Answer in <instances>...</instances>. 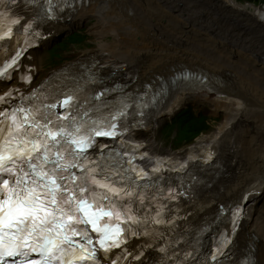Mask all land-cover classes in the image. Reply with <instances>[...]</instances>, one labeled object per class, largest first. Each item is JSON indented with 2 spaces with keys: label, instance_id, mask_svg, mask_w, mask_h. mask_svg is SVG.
Here are the masks:
<instances>
[{
  "label": "snow or ice",
  "instance_id": "1",
  "mask_svg": "<svg viewBox=\"0 0 264 264\" xmlns=\"http://www.w3.org/2000/svg\"><path fill=\"white\" fill-rule=\"evenodd\" d=\"M20 2L42 5V0ZM17 3L0 0V42H11L13 26L21 25V19L7 15ZM51 3L43 0V16L52 14ZM32 27L28 22L17 31ZM0 49L6 52L7 46L0 44ZM24 50L3 61L0 80L12 78ZM21 78L31 82L30 76ZM13 91L0 96V103ZM79 92L70 89L62 99L36 103L34 91L0 110V264H101L98 252L115 249L120 252L111 264H125L133 255L126 245L141 237L147 242L133 258L156 249L163 254L156 264H167L175 253L168 255L167 243L157 248L164 239L157 226L173 222L165 219V206L157 204L153 212L156 196L146 194L145 185L88 155L95 137L117 134V121L128 105L121 102L104 115L87 100L81 103Z\"/></svg>",
  "mask_w": 264,
  "mask_h": 264
},
{
  "label": "bare ground",
  "instance_id": "2",
  "mask_svg": "<svg viewBox=\"0 0 264 264\" xmlns=\"http://www.w3.org/2000/svg\"><path fill=\"white\" fill-rule=\"evenodd\" d=\"M113 1L116 0H111V3L107 0L80 2L76 0L75 5L67 9L61 22L52 25L56 34L69 33L78 29L87 18H95L92 33L98 41L97 46L79 55L60 74L67 70H81L83 67L94 70L100 76H113L124 83H132L130 90L137 88L138 91H143L145 85L150 84L152 86L150 89L159 93L157 107L150 114L146 124V127L152 129L159 119L172 115L185 104L192 96L191 92L206 96L212 113L227 112V119L213 136L208 135L203 142L199 141L200 144L192 147L190 154L180 162L175 160L176 164H182V168L189 171L190 176L197 172L192 176L193 181L188 191V194L194 196L185 213L191 212L190 219L198 224L205 217H209L213 222L220 217L219 206L230 205L220 224L229 231L239 227L235 242L239 247L246 248L248 244L249 247L254 246L257 257L255 264H264V212L259 207L264 195V128L261 127L264 124L257 125L256 119L246 117L248 90L243 84L215 71L201 57L178 47V42L182 39L187 26L202 36L204 33L202 29H205L207 31L205 35L210 37L212 33L213 38L222 40L218 41L210 37L221 48L225 46V51H231L232 56L250 61L240 49L246 40L249 53L261 61L254 62L255 66L264 68V6L256 7L236 0H170L177 7V13L169 5L162 3L164 0H153L156 7L160 8L163 4V9L172 10L178 19L177 22L185 25L184 28L181 25L176 28L180 31V39L168 42V45L177 51L187 52V55L175 58L170 50L157 48V37L152 39L154 34H150L149 37L150 31L143 33L136 29L133 22L135 17L132 14L134 19L130 23L127 6L126 8L123 6L124 9H117ZM88 2H92V5ZM183 3L189 12L187 20L179 15V11L185 10L182 9ZM209 21L210 26H207ZM195 25L204 28L196 29ZM146 28L150 30L152 27ZM231 30L245 34L230 35L228 32ZM226 36L231 37V40ZM109 37L113 39L107 40ZM49 42L50 40L44 42L43 46ZM33 59L32 64L40 67L41 61L35 56ZM186 69L192 73L190 79L181 77L183 70ZM203 76L208 78L207 82L203 81ZM176 114L170 122L176 119ZM257 114L264 116L263 106L257 110ZM240 119L242 122L246 121L247 126L238 121ZM235 122L240 126L237 129L240 132L241 129L245 131L256 127L259 138L260 134L263 135L258 141L260 152L255 158L248 159L237 153V146L235 148V143L228 136ZM185 182L188 181H181V183ZM152 210L154 212L156 207ZM226 246L227 244L223 242L222 252Z\"/></svg>",
  "mask_w": 264,
  "mask_h": 264
},
{
  "label": "rangeland",
  "instance_id": "3",
  "mask_svg": "<svg viewBox=\"0 0 264 264\" xmlns=\"http://www.w3.org/2000/svg\"><path fill=\"white\" fill-rule=\"evenodd\" d=\"M107 1L111 3V0H107ZM236 1L242 4L252 5L256 7L264 6V4H256L254 2H244L242 0L240 1L236 0ZM88 3L89 5H92V2H88ZM113 3L114 5H116L117 9H124L127 6L130 15V23L133 21L135 17L133 22L137 30H141L143 33H147V31H150L148 33L149 37H151L150 34H154V37L152 39H154L155 36L157 37L156 40L158 41V45H157L158 49L170 50L172 54L175 56V58L183 57L184 55H187V52L177 51L176 49L168 45V42L175 39H180L181 36L180 31L177 30L176 28L179 25H181L183 28L185 27V25L177 22L178 19L176 18L172 10H175L177 13L178 11H177V7L173 5V2H171L170 0L162 1V3H165L167 6L169 5L172 10L163 9L162 8L163 4L160 5V8L156 7V4L153 0H116L113 1ZM182 9H185L184 3ZM131 14L134 17H132ZM179 15L183 19L187 20L189 17V12L185 9L183 11H179ZM94 19L95 18L93 17L91 19L87 18L80 25L78 29L84 30V32L82 33V36L84 37V41L83 42L80 41L79 44H72L68 46L66 50H63V53H61V61L59 63H66V61L75 60L82 53L86 51H90L97 46L98 41L96 40L95 36L92 33V29L94 26L93 23ZM206 25L210 26V21ZM198 26L199 25H195L194 28L196 27V29H202L203 27V26L202 27L199 26L198 28ZM146 27H152V28L148 30ZM202 30L204 32L203 36L200 33L194 32L189 26H187L185 28V32L182 39L178 42L179 49L189 51L191 54L197 57H201V59L205 60V62H207L212 68H214L215 71H219L223 74H226L231 78H233V80L235 79L239 83L243 84L248 90V92L246 93V95L248 94L246 97V100H248L247 101L248 109L246 111L247 112L246 117L250 119L252 118L256 119V121H258L257 125L261 126V124H264V116L257 114V110L260 109V107L262 108V106L264 107V68L255 66L254 64V62L260 63L261 61L255 59L249 53L247 49L248 44L246 40H244L243 42L244 45L242 44V47L240 49L241 52H243L248 56L250 61L243 60L240 57L236 58L232 56L230 54L231 51H225V46L221 48L219 45L213 42L212 38L214 35L212 33L210 34V37L212 38H210L207 35H205L207 31L205 29ZM232 31L233 30L229 31L228 34L230 35L238 34L240 36L245 34L242 32L237 33L236 31L234 32ZM71 32L62 33L63 35L60 38H57L55 43H58L61 40H65V38L68 37V35H70ZM226 38L231 40V37L229 36H226ZM112 39L113 38L111 37L107 38V40H112ZM213 39L222 41L217 37H214ZM210 40L212 42H210ZM53 46H50L48 48L43 47L41 50H39V52H37L38 58H40L41 56L43 57L42 66L41 69L39 70V75L48 73V71H50L54 66H56V64L51 65L49 63V60L47 59L48 54L45 53L46 50L48 51ZM226 49L228 48L226 47ZM233 49L235 50V47H233ZM257 55L259 56V54ZM196 93L191 92L192 96L189 97L187 102L183 104L181 107H179L178 110H176L172 115L169 116L167 115L166 117L164 116L162 119H159L157 125L154 127L153 130L148 131L146 128L144 130L135 133L134 137L143 139L145 140L146 144H150L151 154H153L152 152H155L164 155H169L172 156L173 158H176V160L179 159L178 162L183 160L185 157H187V155L190 154L192 147L198 146L200 144L199 141L203 142L204 141L203 139L208 135L213 136L215 132L219 130L221 124H223L228 117L227 115L228 113L225 111L216 114L212 113L207 97ZM188 107L191 108L192 112L194 113L196 112L199 115L210 117L209 123L211 126L209 129H207L205 133L201 134L199 137L196 138L194 144L188 146L186 145L181 146L178 143L172 142V139L176 134H173L171 137L170 135L166 136L164 128L166 127V123L168 121L170 122L172 117L180 109L182 111L183 109H187ZM238 121H241V123L247 126L246 121L243 120L242 122L241 119ZM261 127L264 128V126ZM231 128L232 129H230L229 131L230 133L228 132V136L229 138H231V141L235 143V148L237 146L236 148L237 153L247 157L248 159H252L253 157L255 158V156L260 152L258 147V141L263 135L260 134L261 136L259 138V133L257 134L256 127L249 128V130H245V131L241 129L242 132H240L239 130H237L240 128V126L236 124V122ZM263 155H264V151H263ZM233 161H237V160L233 159ZM242 161L244 162V160ZM245 186L246 187L248 186L247 183L245 184ZM259 207L262 208V211L264 212V195L261 198Z\"/></svg>",
  "mask_w": 264,
  "mask_h": 264
},
{
  "label": "trees",
  "instance_id": "4",
  "mask_svg": "<svg viewBox=\"0 0 264 264\" xmlns=\"http://www.w3.org/2000/svg\"><path fill=\"white\" fill-rule=\"evenodd\" d=\"M240 1V0H239ZM244 2H254L264 4V0H242ZM80 37V35H79ZM73 38V37H72ZM210 117L195 114L190 108H187L176 115V119L171 123V130L177 129L181 141L191 142V140L210 128Z\"/></svg>",
  "mask_w": 264,
  "mask_h": 264
}]
</instances>
